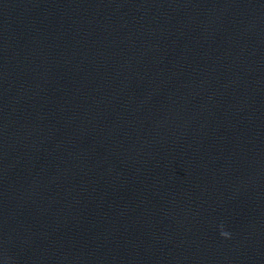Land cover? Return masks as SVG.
I'll use <instances>...</instances> for the list:
<instances>
[{"label": "clouds", "instance_id": "obj_1", "mask_svg": "<svg viewBox=\"0 0 264 264\" xmlns=\"http://www.w3.org/2000/svg\"><path fill=\"white\" fill-rule=\"evenodd\" d=\"M221 236H223V237H225V238H229L230 237V233L229 232H227V231H221Z\"/></svg>", "mask_w": 264, "mask_h": 264}]
</instances>
